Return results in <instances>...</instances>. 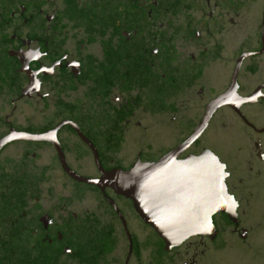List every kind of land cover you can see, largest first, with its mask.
<instances>
[{
  "label": "flooded vegetation",
  "instance_id": "af4514ba",
  "mask_svg": "<svg viewBox=\"0 0 264 264\" xmlns=\"http://www.w3.org/2000/svg\"><path fill=\"white\" fill-rule=\"evenodd\" d=\"M13 131L49 139L0 149V264H264V0H0ZM57 147L93 180L211 153L235 214L168 249Z\"/></svg>",
  "mask_w": 264,
  "mask_h": 264
},
{
  "label": "water",
  "instance_id": "95a60500",
  "mask_svg": "<svg viewBox=\"0 0 264 264\" xmlns=\"http://www.w3.org/2000/svg\"><path fill=\"white\" fill-rule=\"evenodd\" d=\"M227 100L228 97H222L215 101L211 105V112L225 105ZM48 139L49 135L32 136L13 131L0 143V149L12 141ZM57 148L63 166L73 180L102 190L112 188L118 195L130 200L136 213L168 249L194 236H211V231H215V215L235 214L236 203L225 184V167L211 153L182 161L176 159V154H171L156 164L138 163L130 171H112L99 180H93L73 173L67 167L60 147ZM117 212L123 219L120 211ZM128 236L130 238L129 233Z\"/></svg>",
  "mask_w": 264,
  "mask_h": 264
}]
</instances>
